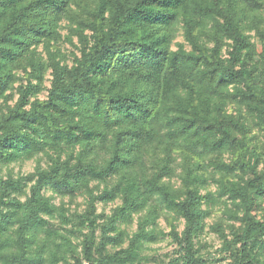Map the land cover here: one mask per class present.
Returning a JSON list of instances; mask_svg holds the SVG:
<instances>
[{"label":"trees","instance_id":"obj_1","mask_svg":"<svg viewBox=\"0 0 264 264\" xmlns=\"http://www.w3.org/2000/svg\"><path fill=\"white\" fill-rule=\"evenodd\" d=\"M63 20L68 42L76 39L70 65L53 47ZM177 26L184 44L172 49ZM252 31L263 44L259 53ZM47 70L50 85L39 99ZM16 82L17 99L8 105L6 94ZM0 101L6 104L0 163L56 154L46 169L35 171L24 201L15 196L21 180L0 178V264H56V249L70 242L63 238L57 245L53 233L37 239L55 211L44 192L90 191L89 181L123 173L98 196L122 201L98 226V237L92 218L97 196L90 197L83 217L90 229L82 243L85 262L132 264L143 242L156 239L149 217L137 224L124 255L103 252L123 238L116 224L154 200L183 220L181 233L170 235L184 264H205L193 250L208 217L198 159L244 152L249 118H264V0H0ZM103 148L107 158L98 165ZM176 153L186 155L179 191L164 182L174 173ZM145 156L153 170L139 178L135 168ZM212 168L238 178L225 179L219 193L235 206L240 223L231 243L236 264H264V221L252 215L255 198L264 195V153L254 154L250 164L240 156Z\"/></svg>","mask_w":264,"mask_h":264},{"label":"rangeland","instance_id":"obj_2","mask_svg":"<svg viewBox=\"0 0 264 264\" xmlns=\"http://www.w3.org/2000/svg\"><path fill=\"white\" fill-rule=\"evenodd\" d=\"M68 22L63 20L61 22L60 41L53 44V47L59 49L62 55L61 60L67 65L71 64L73 54L76 50L72 44H76V39H72V44L67 40L68 37ZM254 31L249 35L256 46L258 53L261 51L263 44L254 37ZM177 44H184L181 27L177 26L172 49L177 48ZM40 57L45 58V53L42 45L36 49ZM253 52V50H251ZM43 58V59H44ZM43 61V60H42ZM21 72H19V75ZM50 70H47L43 76V90L39 93L38 98L44 99L46 96V89L50 85ZM20 82L13 84V89L7 92L6 103L13 105L17 99L16 88ZM25 84V81L22 82ZM5 102L0 101V113L5 108ZM256 123V124H255ZM249 134L246 137V147L243 150L227 151L212 156L200 157L198 160V175L202 178L201 184L198 186L199 193L204 196L203 209L208 211V217L204 221L203 230L193 240V250L196 257L201 258L205 264H236L237 247L231 246L235 234L240 231V223L234 220L233 215L236 213L235 206L227 199V197H220L221 187L227 179L225 175L219 174L212 168L214 163H231L244 156L247 163H251L254 159V154L264 153V118L257 117V119L249 118ZM77 148L73 151H64L61 156L64 159L67 155H75ZM52 151L28 154L19 160L10 163H0V178L21 180V192L15 194L21 201H24L28 195L29 187L33 183L34 174L37 169H46L49 166V158L55 157ZM174 173L165 179L173 191H179L181 188L182 168L186 166V159L183 153H176L175 155ZM107 158L104 148L99 152L98 165L103 164ZM150 158V157H149ZM148 156H145L142 166L135 168L140 176L145 173L147 175L152 173L153 166L149 163ZM261 166L259 167V169ZM135 171V172H136ZM129 173V172H127ZM132 173V171H130ZM127 175L116 174L106 180L89 181L88 188L82 189L76 193L61 194L47 190L44 192V197L48 203L54 207L55 211L52 216L47 217V224L45 231L37 236V239H44L47 235L52 234V240L57 242V245L63 242V238L68 239L70 246L66 249H56L57 262L56 264H87L84 260L82 251V243L85 236L89 234L88 223L84 221L83 217L86 211L90 208V197L97 196L94 199V212L92 218L95 219V235L98 237L100 229L98 226L107 224L114 214V211L122 205L121 197H115L113 200L100 201L99 194L104 189H110L120 181L121 176ZM133 175H136L133 173ZM226 179V180H225ZM238 180L235 178L234 181ZM252 215L260 221H264V195L255 198ZM149 230L153 232L156 239L149 242H143L138 255L132 260V264H184L181 246L177 241H173L170 235L171 230H175L178 234L183 230V220L179 219L173 213L167 211L156 201H151L147 207L138 213H134L127 221H120L116 224L117 230L123 232V238L120 242L110 244L103 252L104 255H113L118 253L120 256L122 251L129 247V237L136 231L137 224L148 218ZM110 235H114L111 233ZM128 260V259H127ZM125 260V261H127ZM260 262H264V254L260 257ZM46 264V263H45ZM128 264V262H125Z\"/></svg>","mask_w":264,"mask_h":264}]
</instances>
